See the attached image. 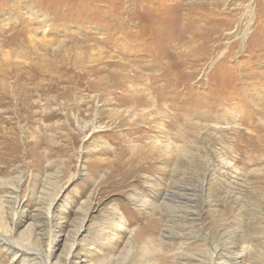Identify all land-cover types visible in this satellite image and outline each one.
I'll use <instances>...</instances> for the list:
<instances>
[{
	"label": "rangeland",
	"instance_id": "1",
	"mask_svg": "<svg viewBox=\"0 0 264 264\" xmlns=\"http://www.w3.org/2000/svg\"><path fill=\"white\" fill-rule=\"evenodd\" d=\"M0 264H264V0H0Z\"/></svg>",
	"mask_w": 264,
	"mask_h": 264
},
{
	"label": "bare ground",
	"instance_id": "2",
	"mask_svg": "<svg viewBox=\"0 0 264 264\" xmlns=\"http://www.w3.org/2000/svg\"><path fill=\"white\" fill-rule=\"evenodd\" d=\"M177 3H178V2H177ZM174 23H175V22H174ZM51 208H52V206H50L48 210H51ZM51 246H52V245H51ZM53 248H54L53 246H52V247H49L50 250H52Z\"/></svg>",
	"mask_w": 264,
	"mask_h": 264
}]
</instances>
